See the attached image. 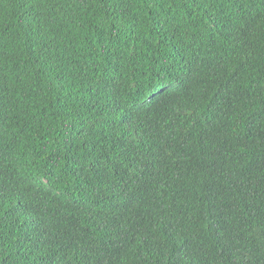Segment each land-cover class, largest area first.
<instances>
[{"label":"trees","instance_id":"16d2710c","mask_svg":"<svg viewBox=\"0 0 264 264\" xmlns=\"http://www.w3.org/2000/svg\"><path fill=\"white\" fill-rule=\"evenodd\" d=\"M0 264H264V0H0Z\"/></svg>","mask_w":264,"mask_h":264}]
</instances>
